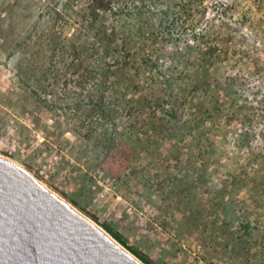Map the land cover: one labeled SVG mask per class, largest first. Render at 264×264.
<instances>
[{
  "label": "rangeland",
  "instance_id": "374dc122",
  "mask_svg": "<svg viewBox=\"0 0 264 264\" xmlns=\"http://www.w3.org/2000/svg\"><path fill=\"white\" fill-rule=\"evenodd\" d=\"M0 155L144 263L264 264V0H0Z\"/></svg>",
  "mask_w": 264,
  "mask_h": 264
},
{
  "label": "water",
  "instance_id": "95a60500",
  "mask_svg": "<svg viewBox=\"0 0 264 264\" xmlns=\"http://www.w3.org/2000/svg\"><path fill=\"white\" fill-rule=\"evenodd\" d=\"M0 264H145L28 169L0 155Z\"/></svg>",
  "mask_w": 264,
  "mask_h": 264
},
{
  "label": "trees",
  "instance_id": "16d2710c",
  "mask_svg": "<svg viewBox=\"0 0 264 264\" xmlns=\"http://www.w3.org/2000/svg\"><path fill=\"white\" fill-rule=\"evenodd\" d=\"M104 2V1H103ZM102 2V5H105L104 3ZM127 15L128 16H130L129 15V13H127ZM126 18H129V17H126ZM122 30L123 29H126L125 30V32H124V34H125V37H123L122 38V47H120V49H123V51L125 50L126 52H128L129 51V47H130V45H129V38L128 37H126V32L129 30V29H131V28H133V26H132V24H131V22H129V23H126V22H124V23H122ZM128 38V39H127ZM113 40H111V42H112ZM126 52H125V56H129V53H127L126 54ZM152 59V57L150 56H148V58L147 59H143V60H145L144 62H145V64H142V62L141 63H139V64H137L136 66V68H138L139 67V69H141L142 68V66L144 67V71H141V72H143L142 74L145 76V78H146V80L149 82L150 81V84H151V86H152V84H154L155 82H154V79H156V80H158L159 82H162V83H166L167 81H169V79L168 80H166L167 79V74H161V73H157L156 72V60H151ZM132 62H134V61H132ZM131 65V63H129V66ZM131 67V66H130ZM125 68H127V66H126V64L124 63V61H123V64H121L120 65V69H118L119 71H122L123 69H125ZM115 75V77L116 78H118L119 76H121V72H119V73H117V74H114ZM138 76L140 75L139 73L137 74ZM164 81V82H163ZM170 85V84H169ZM195 90H196V88H191L190 90H189V92L188 93H191L192 95L194 94V92H195ZM155 93H152V95L153 96H155V97H158V95H154ZM160 97V96H159ZM181 97H182V95H181ZM146 101H148V102H150L151 100H148V99H146V98H144ZM165 100H163L162 102H159V108L160 109H158L157 107H155V106H153V105H151L150 103H149V105H148V107H149V109H151V113L154 115V114H156L157 112H162V116H161V119H163L164 120V118H165V120H168V117L172 114V112H173V109L174 108H171V107H169V103L170 102H164ZM104 112L106 113V114H109L108 112H110L109 110H108V108L106 109L105 108V106H104ZM154 116H156V115H154ZM165 116V117H164ZM114 235V237L117 239V240H119L120 241V237H119V235H117V234H113ZM141 259H143V258H141ZM145 263H147V264H149L148 263V261H145Z\"/></svg>",
  "mask_w": 264,
  "mask_h": 264
},
{
  "label": "bare ground",
  "instance_id": "6f19581e",
  "mask_svg": "<svg viewBox=\"0 0 264 264\" xmlns=\"http://www.w3.org/2000/svg\"><path fill=\"white\" fill-rule=\"evenodd\" d=\"M72 207H73V205H72ZM89 218V217H88ZM90 219V218H89ZM91 220V219H90ZM94 222V221H93ZM95 223V222H94ZM96 224V223H95ZM97 225V224H96ZM100 229H102L99 225H97ZM104 232H106L104 229H102ZM106 234H107V232H106ZM108 236H110L109 234H108ZM111 237V236H110ZM112 238V237H111ZM117 244H119L122 248H124L119 242H117L114 238H112ZM126 251H127V249L126 248H124ZM129 252V251H128Z\"/></svg>",
  "mask_w": 264,
  "mask_h": 264
}]
</instances>
